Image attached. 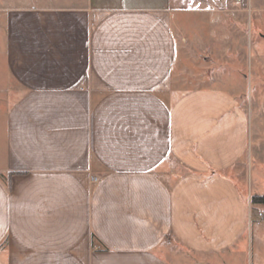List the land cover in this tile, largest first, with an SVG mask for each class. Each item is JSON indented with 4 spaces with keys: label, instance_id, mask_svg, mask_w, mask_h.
<instances>
[{
    "label": "crops",
    "instance_id": "0c3cea01",
    "mask_svg": "<svg viewBox=\"0 0 264 264\" xmlns=\"http://www.w3.org/2000/svg\"><path fill=\"white\" fill-rule=\"evenodd\" d=\"M253 45L264 0L0 3V264H239Z\"/></svg>",
    "mask_w": 264,
    "mask_h": 264
},
{
    "label": "rangeland",
    "instance_id": "374dc122",
    "mask_svg": "<svg viewBox=\"0 0 264 264\" xmlns=\"http://www.w3.org/2000/svg\"><path fill=\"white\" fill-rule=\"evenodd\" d=\"M5 0H0L4 3ZM21 1V0H17ZM258 48H252V73L241 70V75L236 84L243 88L244 98L248 100L252 111V136L256 140V156L252 161L253 191L257 190L264 194V45L261 48L262 59L256 55ZM261 60L263 64H261ZM260 66V67H259ZM243 67V66H242ZM258 68L262 69L261 72ZM259 71V73H256ZM13 88V87H12ZM12 93H14L12 89ZM13 99V97H11ZM255 142L253 143V147ZM243 189V182H239ZM248 231L251 233L249 247L242 246L241 253L237 255L236 261L239 264H264V205L252 204L248 208Z\"/></svg>",
    "mask_w": 264,
    "mask_h": 264
},
{
    "label": "trees",
    "instance_id": "16d2710c",
    "mask_svg": "<svg viewBox=\"0 0 264 264\" xmlns=\"http://www.w3.org/2000/svg\"><path fill=\"white\" fill-rule=\"evenodd\" d=\"M251 204H263L264 205V194L252 193Z\"/></svg>",
    "mask_w": 264,
    "mask_h": 264
}]
</instances>
